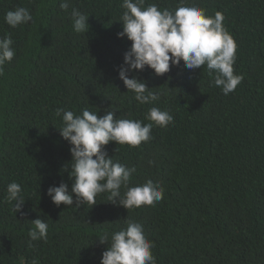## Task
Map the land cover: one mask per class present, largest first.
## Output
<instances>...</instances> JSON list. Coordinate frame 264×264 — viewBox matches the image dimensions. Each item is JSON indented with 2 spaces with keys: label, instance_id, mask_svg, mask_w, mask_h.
<instances>
[{
  "label": "trees",
  "instance_id": "16d2710c",
  "mask_svg": "<svg viewBox=\"0 0 264 264\" xmlns=\"http://www.w3.org/2000/svg\"><path fill=\"white\" fill-rule=\"evenodd\" d=\"M60 2L0 0V38L10 35L15 50L0 74V264H100L107 245L97 237L128 219L142 224L156 264H264V0H189L208 16L223 14L236 44L234 74L243 80L224 95L206 66L170 63L163 75L146 66L128 75L160 94L149 104L118 76L131 44L117 37L122 0H69L67 11ZM152 3L171 10L180 0H145ZM17 7L32 19L13 28L4 15ZM73 8L89 15L86 33L73 31ZM151 107L173 121L153 124L151 139L138 147L110 141L104 150L135 166L129 186L158 183L159 202L127 210L108 202L107 192L92 206L51 201L49 186L65 182L70 191L72 183L57 108L101 116L117 108L116 118L146 124ZM13 181L25 199L17 212L16 201L5 199ZM38 217L49 225L47 240L29 247Z\"/></svg>",
  "mask_w": 264,
  "mask_h": 264
},
{
  "label": "clouds",
  "instance_id": "9594fccd",
  "mask_svg": "<svg viewBox=\"0 0 264 264\" xmlns=\"http://www.w3.org/2000/svg\"><path fill=\"white\" fill-rule=\"evenodd\" d=\"M59 7L67 11L69 0H61ZM121 7L124 9L119 19L122 31L117 33V37H126L131 44L123 54L118 76L140 104L156 101L160 95L150 91L144 80L128 75L146 66L156 75L167 73L170 63L179 65L181 61L189 70L206 66L208 74L213 77L211 82L220 87L224 95L235 91L243 80L242 75L234 74L236 44L223 26L224 16L221 12L208 16L189 0H180L179 5L171 10L160 9L155 3L145 6V0H122ZM88 16L76 8L72 9L74 32H87ZM31 19V13L25 7L9 10L4 15L5 22L13 28ZM12 44L10 35L0 38V74L3 65L15 55ZM117 110L113 108L101 116L97 114L98 111L88 108L82 109L79 115L71 110L56 109V115H62V126L58 128L60 135L71 145V163L67 168L70 169L68 176L72 183L70 191L65 182L48 187L47 195L55 205L79 207L87 203L92 206L97 203L98 194L107 192L108 202L129 210L154 205L163 198V188L152 179L129 186L132 174L136 172L135 166L128 167L114 161L104 146L114 141L116 144L138 147L151 139L153 124L166 127L173 121V116L167 110L151 107L146 119L152 123L145 124L140 120L116 118ZM148 163L153 162L150 160ZM21 190L20 184L15 181L7 185L5 199L7 202L16 201L15 212L20 210L25 200L20 196ZM32 223L34 227L28 232L29 247L33 246V241H46L49 227L39 217ZM97 239L107 245L101 254L100 264H156L151 251L154 245L137 221L128 219L126 227L111 233L103 232Z\"/></svg>",
  "mask_w": 264,
  "mask_h": 264
}]
</instances>
